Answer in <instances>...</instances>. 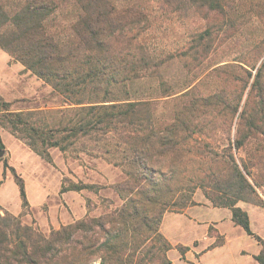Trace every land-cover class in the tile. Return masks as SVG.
Returning <instances> with one entry per match:
<instances>
[{"label":"trees","instance_id":"trees-1","mask_svg":"<svg viewBox=\"0 0 264 264\" xmlns=\"http://www.w3.org/2000/svg\"><path fill=\"white\" fill-rule=\"evenodd\" d=\"M72 1L76 14L65 32L49 27L57 7L52 0H24L11 10L0 4V48L61 96L57 108L25 111L11 110V101L0 97V130L8 128L46 161L50 148L66 151L87 135H109L114 151L122 154L115 165L126 176L112 184L122 203L109 213L77 219L47 235L22 223L21 215L5 211L0 214V264H94L96 259L97 264H146L139 254L149 241L159 240L164 250L171 249L159 230L164 212L195 204L192 195L198 187L215 207L228 208L232 221L257 240L260 250L254 259L264 264V241L237 205L244 201L264 208V56L256 66L264 51L252 53L249 63L240 66L237 92L216 89L188 101L182 99L186 90L172 98L165 116L154 98L129 97L134 83L156 75L151 69L168 59L160 60L149 46L148 18L142 22L137 9L134 20L122 22L110 0ZM180 1L197 9L223 10L219 0ZM212 34H194L193 41H211ZM249 80L233 136L226 128L224 143L187 140L206 132L214 113L224 120V113H235ZM164 86L160 78L156 88L165 90ZM254 138H259L255 148H247ZM233 148H246L247 158L238 162ZM11 170L25 214L23 179ZM95 186L68 182L60 191ZM188 248L179 246L181 255Z\"/></svg>","mask_w":264,"mask_h":264},{"label":"rangeland","instance_id":"rangeland-1","mask_svg":"<svg viewBox=\"0 0 264 264\" xmlns=\"http://www.w3.org/2000/svg\"><path fill=\"white\" fill-rule=\"evenodd\" d=\"M23 1L0 0V4L4 9L11 10ZM110 1L122 22L134 20L137 9L141 12L139 19L142 22L148 18L145 33L149 46L153 52L162 56L160 60L168 58L160 66L151 69L152 74L155 69L157 70L156 75L148 77L144 82L134 83L129 93L130 98L143 96L154 98L159 103L157 109L166 114L165 116L169 114L167 106L172 102V98L186 90L188 95L182 96V99L188 97V101L192 95L203 96L216 89H225L228 93L232 90L237 92L239 84L237 76L243 74L240 66H245V62L249 63L246 59H250L252 53L264 51V0H219L223 7L221 13L205 6L197 9L192 4H184L180 0H170L169 3L167 0ZM52 2L57 7L52 13L49 27L51 30L56 28L65 32L75 17V3L72 0ZM206 31L213 33V40L193 41L194 34ZM194 56L199 58L195 60ZM263 56L264 52L256 66ZM160 78L165 82L163 87L165 90L156 88ZM250 83L251 80L243 91L235 113H224L227 114L226 120L214 113L215 119L207 126V131L194 134L193 138L187 140L212 139V143L214 140L224 143L227 136L226 128H230L233 136L238 113L241 111ZM0 97L11 101V110L52 109L61 104V96L54 93L51 86L25 70L20 62L1 48ZM0 131L4 143V148L0 149L1 215L5 211L16 216L21 215L22 223L31 225L47 235L51 229H58L77 219H91L109 213L122 203L120 194L112 186L124 180L126 176L122 167L115 165L122 154L114 151L109 135L96 133L87 135L66 151L50 148V161H46L8 128L3 127ZM258 140L259 138L250 139L247 148L254 149ZM232 150L238 162L247 158L246 148ZM11 168L17 177L23 179L28 202L25 214H22L21 198ZM65 180L68 181L64 183ZM68 182L96 186L79 191H60L62 184L68 185ZM257 190L260 191L259 188ZM192 200L195 204L184 207L180 212L174 210L164 212L159 230L171 244V251L164 250L159 240L149 241L139 254L146 264H166L167 261H171L170 258L181 255L179 246H182V242H189L194 236H200L205 226L203 223L194 224L193 218L201 221L214 217L223 218L226 211L228 215V210L208 209L215 205L199 187L195 189ZM250 214L252 229L259 230L264 235L262 217L254 215L252 211ZM221 227L225 229L227 236L232 238L239 236L238 226L234 227L225 221ZM212 232L210 227L208 233ZM243 237L239 241L243 249L260 250L255 238ZM220 240L222 238L218 236L215 241ZM235 247V243L232 242L227 245V258L240 256L235 254L237 248ZM94 264H97V259L94 260ZM177 264H181V260H178Z\"/></svg>","mask_w":264,"mask_h":264},{"label":"crops","instance_id":"crops-1","mask_svg":"<svg viewBox=\"0 0 264 264\" xmlns=\"http://www.w3.org/2000/svg\"><path fill=\"white\" fill-rule=\"evenodd\" d=\"M238 205L242 210H244L249 218L250 228L254 232V234L261 237V232L259 230L252 229L251 224V214L250 211L254 213V215H259L262 217V228L264 230V208L261 206L254 205L252 203H242L238 202ZM254 206V207H253ZM256 206V207H255ZM259 209H258V208ZM224 209L228 210V215L226 211V216L223 218H210L209 220L201 221L199 219L193 218L194 224H201L203 223L204 229L200 236H194L189 242H182V245H187L189 248L183 255H177L175 258H170V264H177L178 260H181V264H259L257 260L254 259V255L257 254L259 251L254 250H247L243 249L244 247L239 245V241H241L243 236H250L247 235L246 232L238 225H236L231 219V212L226 207H210L208 209ZM207 209V210H208ZM229 222L232 226H238L239 236L236 235L235 238L226 235V231L224 228L221 227L223 222ZM210 227H212V233H208ZM244 233V235H243ZM167 237V235H165ZM221 236L222 242L219 245L211 246L213 242ZM252 237V236H250ZM254 238V237H253ZM264 239V235L262 237ZM168 239V237H167ZM262 239V240H263ZM264 241V240H263ZM235 243L236 245V253L240 256H236L233 258H227L226 256V248L227 245L230 243ZM173 243H180V242H173ZM171 251V249H170Z\"/></svg>","mask_w":264,"mask_h":264},{"label":"water","instance_id":"water-1","mask_svg":"<svg viewBox=\"0 0 264 264\" xmlns=\"http://www.w3.org/2000/svg\"><path fill=\"white\" fill-rule=\"evenodd\" d=\"M0 154H1V151H0Z\"/></svg>","mask_w":264,"mask_h":264}]
</instances>
